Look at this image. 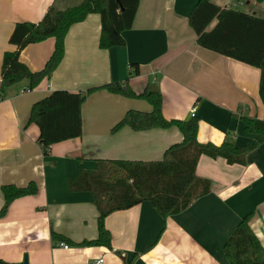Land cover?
Here are the masks:
<instances>
[{
	"label": "crops",
	"instance_id": "0c3cea01",
	"mask_svg": "<svg viewBox=\"0 0 264 264\" xmlns=\"http://www.w3.org/2000/svg\"><path fill=\"white\" fill-rule=\"evenodd\" d=\"M83 0H0V71L3 54L13 51L9 37L17 23H38L47 8L59 11ZM199 0H139L124 46L99 48L100 17L91 14L71 26L64 39V56L49 78L33 90L22 81L0 98L1 188L26 187L34 196L14 200L0 219V260L7 264H227L223 246L239 222L250 215L249 227L264 250V143L247 154L244 165L201 156L198 179L209 182V193L194 200L180 214L161 218L148 203L110 214L104 226L111 249L72 246L53 240L52 233L74 244L97 237V211L89 193H70L68 182L79 171H95L99 160L160 161L171 146L180 144L175 129L134 132L112 128L128 110L150 112L142 100L100 90L81 106L80 138L54 144L44 156L39 131L28 124L31 106L56 91L84 94L111 83H124L135 93L155 85L163 98L165 119L188 120L195 110L197 141L220 146L251 145L243 118L261 121L264 106L258 93L260 72L238 61L199 47L188 17ZM264 18V2L211 0ZM214 26V23L208 28ZM50 38L19 54L31 72L41 71L54 51ZM131 65L138 75L131 77ZM1 81V76H0ZM68 246L63 249L60 244Z\"/></svg>",
	"mask_w": 264,
	"mask_h": 264
},
{
	"label": "trees",
	"instance_id": "16d2710c",
	"mask_svg": "<svg viewBox=\"0 0 264 264\" xmlns=\"http://www.w3.org/2000/svg\"><path fill=\"white\" fill-rule=\"evenodd\" d=\"M262 3L264 0H256ZM139 0H83L64 11L47 8L38 23H17L9 37L13 51L3 54L1 63L0 98L10 86L28 81V90L35 89L49 78L64 56V39L71 26L83 22L91 14L100 17L99 48L108 50L125 44L122 34L133 24ZM214 23V26L208 28ZM188 25L202 49L256 68L260 72L258 93L264 106V18H257L232 8L221 9L211 0H199L188 17ZM54 39V51L44 68L31 72L19 61L20 52L27 46ZM131 77L138 75V66L131 65ZM100 90L127 99L142 100L151 111L128 110L111 132L124 127L134 132L175 128L183 136L180 144L169 147L160 161L138 162L99 160L95 171H79L68 182L70 193H89L97 211V237L94 241L74 244L65 237L52 233L53 240L72 246L104 247L111 249V237L104 226L110 214L128 210L148 202L161 216L180 214L190 204L209 193V182L195 176L201 156L222 158L228 165H244L248 153L264 143V117L261 121L243 118L245 132L255 137L248 146L235 147L224 141L220 146L197 141L198 120L165 119L162 114L163 98L155 85L135 94L127 84L111 83L90 89L84 94L56 91L35 102L30 109L28 124L38 127V144L44 156L49 148L61 142L81 137V106L86 98ZM4 204L2 219L10 204L19 198L37 194L36 185H12L1 188ZM250 215L245 216L223 246L227 264H264V250L249 227ZM0 264H7L0 260Z\"/></svg>",
	"mask_w": 264,
	"mask_h": 264
},
{
	"label": "built area",
	"instance_id": "2783aa9c",
	"mask_svg": "<svg viewBox=\"0 0 264 264\" xmlns=\"http://www.w3.org/2000/svg\"><path fill=\"white\" fill-rule=\"evenodd\" d=\"M194 116H195V110L193 109L192 112H191V117H194ZM60 246L63 247V249H67L68 248L67 245L62 244V243L60 244ZM92 264H104V260H103L102 257H99V258L95 259Z\"/></svg>",
	"mask_w": 264,
	"mask_h": 264
},
{
	"label": "water",
	"instance_id": "95a60500",
	"mask_svg": "<svg viewBox=\"0 0 264 264\" xmlns=\"http://www.w3.org/2000/svg\"><path fill=\"white\" fill-rule=\"evenodd\" d=\"M117 2L119 3V0H117ZM22 264H28V263H27V259H26V258L24 259V261H23V263H22Z\"/></svg>",
	"mask_w": 264,
	"mask_h": 264
}]
</instances>
